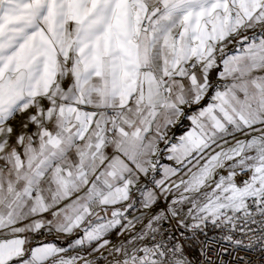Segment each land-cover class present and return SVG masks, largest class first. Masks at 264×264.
<instances>
[{
  "label": "snow or ice",
  "instance_id": "6c2138e0",
  "mask_svg": "<svg viewBox=\"0 0 264 264\" xmlns=\"http://www.w3.org/2000/svg\"><path fill=\"white\" fill-rule=\"evenodd\" d=\"M252 241L264 0H0V264H225Z\"/></svg>",
  "mask_w": 264,
  "mask_h": 264
},
{
  "label": "built area",
  "instance_id": "2783aa9c",
  "mask_svg": "<svg viewBox=\"0 0 264 264\" xmlns=\"http://www.w3.org/2000/svg\"><path fill=\"white\" fill-rule=\"evenodd\" d=\"M256 236L261 235V233H255ZM248 243V241H245ZM253 247H236L235 245L225 244L228 247L229 254H224L222 259L225 264H264V243H259L252 241Z\"/></svg>",
  "mask_w": 264,
  "mask_h": 264
},
{
  "label": "crops",
  "instance_id": "0c3cea01",
  "mask_svg": "<svg viewBox=\"0 0 264 264\" xmlns=\"http://www.w3.org/2000/svg\"><path fill=\"white\" fill-rule=\"evenodd\" d=\"M20 119H22V117H18L17 120L19 121Z\"/></svg>",
  "mask_w": 264,
  "mask_h": 264
}]
</instances>
